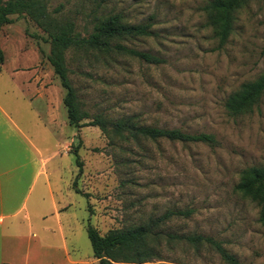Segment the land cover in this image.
<instances>
[{
    "label": "rangeland",
    "instance_id": "1",
    "mask_svg": "<svg viewBox=\"0 0 264 264\" xmlns=\"http://www.w3.org/2000/svg\"><path fill=\"white\" fill-rule=\"evenodd\" d=\"M208 1L45 0L47 11L60 22L72 21L81 36L114 14L127 24H151L150 36L116 37L110 44L149 53L158 63L116 50L66 52L68 77L88 113L85 121L130 119L139 126L215 138L212 144L181 143L119 136L110 127L75 128L61 100L56 123L43 113L45 131L37 134L39 129L31 127L33 141L41 150H55L48 162L57 170L53 187L58 183L71 203L69 213L78 220L76 241L90 259L88 223L101 235L150 225L154 255L140 264H225L211 246L169 239L170 234L210 236L243 264H264L259 207L234 190L241 170L264 165V94L251 112L237 116L223 105L243 82L264 71V3L242 5L220 45L202 9ZM10 17L13 22L0 32L7 59L14 58L17 45L24 48V61L39 57L63 99L65 90L47 60V34L27 15ZM75 146L82 169L75 163ZM186 210L192 212L177 214Z\"/></svg>",
    "mask_w": 264,
    "mask_h": 264
},
{
    "label": "trees",
    "instance_id": "2",
    "mask_svg": "<svg viewBox=\"0 0 264 264\" xmlns=\"http://www.w3.org/2000/svg\"><path fill=\"white\" fill-rule=\"evenodd\" d=\"M249 0H210L204 6L206 23L218 38L219 44L226 42L232 30L234 13ZM264 3V0H260ZM27 15L47 35L44 40L49 42L50 50L47 60L58 77L60 86L65 90L63 105L67 111V121L70 126L80 128L86 125L98 126L102 131L109 127L116 135L130 136L132 138L144 137L148 139L164 138L181 143H208L215 142L212 134H190L178 128H159L153 126H139L130 119L107 122L100 116H95L90 121L88 113L81 108L76 91L68 77L66 66V52L69 49H93L100 52L116 50L138 57L148 63H158L159 59L149 53L128 49L124 45L111 46L110 40L122 36H150L149 22L139 24H127L122 22L118 14L109 15L96 22L92 31L81 36L74 30L72 21L60 22L47 11L45 0H0V32L4 25L13 22L11 15ZM4 55L0 46V64L3 63ZM264 94V71L254 80L243 82L238 89L231 93L226 101V111L231 116L251 112ZM75 163L82 169V162L78 155V146L73 148ZM75 182V181H74ZM75 186V184H73ZM234 190L243 198L255 203L259 207V222L264 226V165L250 166L240 171L239 179ZM192 210L177 211V214L189 215ZM165 213L160 219L169 216ZM92 255L97 259L96 264H140L152 257L149 244L156 240L152 234L150 225H139L128 229H110L104 235L88 223L86 225ZM169 239L185 240L198 246L207 244L211 246L225 264H243L236 256L228 252L217 239L204 235H168Z\"/></svg>",
    "mask_w": 264,
    "mask_h": 264
},
{
    "label": "crops",
    "instance_id": "3",
    "mask_svg": "<svg viewBox=\"0 0 264 264\" xmlns=\"http://www.w3.org/2000/svg\"><path fill=\"white\" fill-rule=\"evenodd\" d=\"M15 47L12 60L2 49L0 64V264H96L76 241L71 203L56 181L53 187L55 150L33 141L31 127L39 134L45 120L56 123L62 98L39 57L24 61V48Z\"/></svg>",
    "mask_w": 264,
    "mask_h": 264
}]
</instances>
